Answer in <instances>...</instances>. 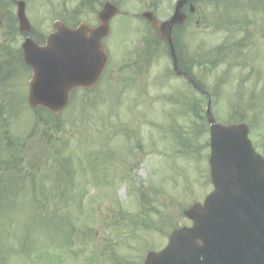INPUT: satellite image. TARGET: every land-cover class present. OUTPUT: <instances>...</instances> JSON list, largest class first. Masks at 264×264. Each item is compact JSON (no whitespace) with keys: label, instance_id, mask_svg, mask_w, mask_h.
Here are the masks:
<instances>
[{"label":"rangeland","instance_id":"rangeland-1","mask_svg":"<svg viewBox=\"0 0 264 264\" xmlns=\"http://www.w3.org/2000/svg\"><path fill=\"white\" fill-rule=\"evenodd\" d=\"M198 7L206 20L180 31L177 53L217 121L246 116L264 157V0ZM123 23L112 21L100 81L56 119L29 109L26 72L15 91L0 85V264H143L212 190L206 98L174 76L161 44L136 46L138 32L120 42Z\"/></svg>","mask_w":264,"mask_h":264},{"label":"water","instance_id":"water-1","mask_svg":"<svg viewBox=\"0 0 264 264\" xmlns=\"http://www.w3.org/2000/svg\"><path fill=\"white\" fill-rule=\"evenodd\" d=\"M180 6L171 24L182 22ZM115 12L105 4L100 12L102 25L66 29L51 46L25 48L24 61L32 70L27 94L32 109L42 107L57 115L74 88L94 86L107 61L100 39ZM150 20L170 42V27ZM68 37L69 42L61 45L60 40ZM170 52L179 73L172 47ZM206 112L214 191L202 206L194 204L185 212L193 220L192 227L174 231L167 247L158 254L148 253L145 264H264V161L253 153L244 125H219L209 107Z\"/></svg>","mask_w":264,"mask_h":264},{"label":"flooded vegetation","instance_id":"flooded-vegetation-1","mask_svg":"<svg viewBox=\"0 0 264 264\" xmlns=\"http://www.w3.org/2000/svg\"><path fill=\"white\" fill-rule=\"evenodd\" d=\"M75 1L76 5L69 8V0H0V84L2 86H10V81L16 84V69H22L20 66L22 64L21 45L26 40L44 45L50 35L53 37L59 29L64 27L74 28L82 22L96 26L100 22L98 12L105 2L113 4L119 11L109 20L108 33L102 39L105 48L113 44L112 21L115 19H121L126 26V31L122 30L123 41H128L132 37L130 35L138 32L141 35L139 34L137 40H133L136 46L150 47L161 44V46L169 47L168 42L157 35L155 27L142 17V13L148 11L158 21L166 22L171 18L177 0L169 3L167 0ZM198 2L199 0H183L180 10L185 15L184 21L180 25L174 24L171 28L173 47H179L182 44L181 30L193 32L201 22L206 20L203 17L204 11L198 7ZM135 4L143 5L142 9L132 8L131 6ZM86 14L90 15V20H85ZM91 16H93L92 19ZM134 22L138 24L136 27L143 25V31L133 30ZM187 75L184 79L189 82L190 76Z\"/></svg>","mask_w":264,"mask_h":264}]
</instances>
